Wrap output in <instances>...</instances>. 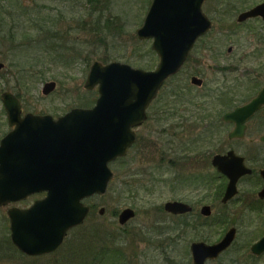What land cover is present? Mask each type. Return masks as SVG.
<instances>
[{
  "label": "rangeland",
  "instance_id": "rangeland-1",
  "mask_svg": "<svg viewBox=\"0 0 264 264\" xmlns=\"http://www.w3.org/2000/svg\"><path fill=\"white\" fill-rule=\"evenodd\" d=\"M152 1L0 0V63L5 64L0 71V141L8 131L1 100L6 91L19 95L26 109L93 108L99 98L98 89L88 91L84 85L94 62L103 65L121 62L135 69L154 70L160 59L152 50L153 40H140L137 36ZM88 3L92 4L90 8ZM241 8L235 0L205 2L203 10L212 21V30L195 44L184 69L165 84L160 105L165 110L178 108L177 118L171 120L173 127L177 126L179 118L187 125L185 135L177 138L176 131L172 139L197 140L199 131L195 130V115L206 111L204 116L219 124V132L214 135L212 144L205 143L200 155L210 157V154L234 150L259 173L264 168V144L259 141L264 135V114L249 123L247 137L242 141L229 142L228 133L233 126L221 120L227 109L244 104L263 86L260 80L264 75V43L260 38L264 36L261 31L245 34L251 22L246 27H232ZM84 23L89 27H84ZM237 30L240 32L236 34ZM73 47L79 50V55L70 49ZM193 76L202 78L205 86L192 85ZM51 81L57 83L56 89L45 96L42 90L45 83ZM215 88L220 92H215ZM174 91L185 96L183 101L172 96ZM185 118L195 122L186 123ZM153 124L147 123L138 131L139 135L147 137ZM157 141L160 149H149L146 159H142L134 147L124 161L111 165L115 177L107 194L86 201V204L96 205L90 218L83 226L71 230L60 249L52 255L28 258L17 251L9 243L8 208H0V264H165L164 249H168V255L178 258V264H192L190 247L193 242L214 244L230 227L238 229L234 245L208 264H264V254L255 257L250 252L251 245L264 236V200L258 198L262 188L258 187V178L244 177L236 198L223 204L222 193L227 182L215 178L216 170L207 164L197 163L199 143H189L188 149L194 146L191 156L182 169H174L175 166L169 164V167L167 163L170 155L177 151L169 148L177 150L180 144L168 148L164 136ZM165 152L167 158L163 159ZM120 164H128V167L122 169ZM192 173L208 176L212 181L202 189L177 179V176H185L187 180ZM131 189L134 190L130 192ZM43 197L38 194L16 206H31ZM174 200L191 204L195 211L180 220L171 217L160 222L156 212L159 214V208ZM255 200H258L256 205ZM204 205L212 207V216L208 219L210 223L218 221V225L202 228V236L196 234L198 230L184 227L185 232L182 226H175L185 219H201L200 209ZM102 208L105 212L100 215ZM126 208H132L136 216L122 225L119 217ZM160 232H165V236L153 239ZM83 238L91 249L85 255L78 245ZM170 239L177 241L176 246L171 245ZM116 246L121 247V254L114 252ZM100 249H108L110 253L104 262L95 254Z\"/></svg>",
  "mask_w": 264,
  "mask_h": 264
},
{
  "label": "water",
  "instance_id": "water-1",
  "mask_svg": "<svg viewBox=\"0 0 264 264\" xmlns=\"http://www.w3.org/2000/svg\"><path fill=\"white\" fill-rule=\"evenodd\" d=\"M206 1L153 0L137 36L153 40L158 66L144 71L121 62H94L84 86L87 90L98 87L99 98L90 110L76 108L58 121L32 114L22 118L19 98L10 91L1 95L14 129L0 142V207L46 193L28 209L13 207L7 212L12 242L25 255L38 257L57 251L67 233L89 215L84 200L107 193L115 176L110 164L126 157L137 138L134 128L145 123L147 109L164 83L181 71L198 39L210 31L212 21L203 10ZM256 16L264 18V4L241 14L239 21ZM4 67L0 63V70ZM192 83L200 86L202 80L194 77ZM55 88V82L47 83L42 93L47 96ZM263 107L264 86L248 103L224 114L222 120L234 125L229 138L244 139L247 123ZM260 141L264 143V135ZM213 165L229 179L222 199L227 204L238 194L239 180L252 170L234 151L215 156ZM261 175L264 178V170ZM259 195L264 198V189ZM165 209L173 214L192 211L179 202L167 203ZM104 212L102 208L99 213ZM202 214L210 216L211 207H203ZM133 217L134 212L126 209L119 221L123 225ZM236 233L231 228L214 244L194 242L192 264L217 260L232 246ZM251 252L264 253V236L252 245Z\"/></svg>",
  "mask_w": 264,
  "mask_h": 264
},
{
  "label": "flooded vegetation",
  "instance_id": "flooded-vegetation-1",
  "mask_svg": "<svg viewBox=\"0 0 264 264\" xmlns=\"http://www.w3.org/2000/svg\"><path fill=\"white\" fill-rule=\"evenodd\" d=\"M208 1V0H207ZM206 1V2H207ZM257 1V0H256ZM256 1H251V0H235V2L236 3H240V5H241V12L238 14V16H237V22L236 23H234L233 24V28H235V27H238V28H242L243 26H245L247 23H250L251 22V26H249L248 27V29H246V31H245V34L246 35H251V34H253V33H258V31H261L262 32V36H264V18L262 17V16H256V17H251V18H248V19H246V20H244V21H239V16L241 15V14H243V13H245V12H247V11H250V10H252V9H254L255 7H257V6H259V5H262V4H264V0H260V1H258V2H256ZM89 2V1H88ZM91 2V1H90ZM205 4V3H204ZM222 4H224V3H222ZM88 5H89V8H90V6L92 5V4H90V3H88ZM230 6H231V4H229ZM232 8H233V10L235 11V10H237L236 9V7H234V6H232ZM238 11H239V8H238ZM254 23H256V24H258L259 26H253L252 24H254ZM83 26L84 27H89L86 23H84L83 24ZM83 26H81V28L80 29H82L83 30ZM1 27H2V23H1V21H0V29H1ZM246 27V26H245ZM212 30V27H211V29H210V31ZM209 31V32H210ZM208 32V33H209ZM238 32H240L239 30H237L236 31V34L238 33ZM207 33V34H208ZM54 34H57V33H54ZM207 34L206 35H204L203 37H205V36H207ZM258 35V34H257ZM261 36V37H262ZM203 37H201V38H199L198 40H200V39H202ZM260 41L261 42H263L264 43V38H260ZM198 42V41H197ZM75 47V46H74ZM70 48V49H72V50H74V51H76L77 52V55H79L80 53H79V50L78 49H76V48ZM232 47V46H231ZM69 49V50H70ZM229 51L231 52L232 51V48H230L229 49ZM188 61V60H187ZM187 61H186V63H187ZM186 63L184 64V66L186 65ZM184 66H183V68L182 69H184ZM181 69V70H182ZM194 77H197V76H193L192 78H191V80H190V82H191V84L192 85H194V86H196V87H199V88H203L204 86H205V84H204V80L202 79V78H199V77H197V78H199V79H201L202 80V85H200V86H197V85H195V84H193L192 83V79L194 78ZM263 77H264V75L263 76H261V80H260V85H262V83H263V86H264V80H263ZM169 80H167L165 83H164V85H163V87H162V89H161V91L163 90V88H164V86H165V84L168 82ZM51 82H55V81H51ZM51 82H47V83H51ZM47 83H45V84H47ZM56 83V82H55ZM45 86V85H44ZM56 86H57V83H56ZM263 86L261 87H259L258 88V90L255 92V95L253 96V97H251V99H253L258 93H259V91L263 88ZM85 88V87H84ZM56 89V88H55ZM98 89V88H97ZM219 88H215L214 90H215V92L216 91H218V92H220V90H218ZM94 90V89H93ZM93 90H88V91H93ZM161 91L159 92V95H158V97L150 104V106H149V108L147 109V120L145 121V123L143 124V125H141V126H139V127H136V128H134V133L136 134V136H137V138H136V141H135V143H134V145L132 146V148H134V147H137V153H139L142 157V159H146L147 157H148V154H147V151H149V149H151V150H154V149H160V143L157 141L158 140V138L159 137H167V144H168V148H169V146H171V145H173V146H176L177 144H180L179 146H183V141L185 140H188V139H179L178 141L177 140H174L175 138L173 137V136H175V133H176V131H177V133H179V136L177 137V138H181L182 137V135L184 134L185 135V132H186V126L187 125H184V121H182L180 118H179V121H178V123H177V126H172L171 125V120L172 119H176L177 118V115H178V113H179V110L178 109H168V110H165L164 109V107H163V105H160V103L161 104H163V99L162 100H160V95L162 94L161 93ZM46 96V95H45ZM172 96H174L175 98H177L178 100H180V99H182V97L184 98L185 96L184 95H182L180 92H177V91H174L173 93H172ZM251 99H249L247 102H245L244 104H242V105H238V106H243V105H245L246 103H248ZM22 103V102H21ZM238 106H236V107H238ZM236 107H233V108H229V109H227L225 112H224V114H226L227 112H230V111H232L234 108H236ZM76 108H81V109H88V110H90V109H92V107H88V108H85V107H75V108H72V109H26V108H23V105H22V108H21V117L22 118H24L25 116H27V115H30V114H32V115H34V116H40V117H45V116H50L51 118H52V120L53 121H58L60 118H63V117H66L67 115H69V114H71L72 113V111L74 110V109H76ZM3 112H4V114H5V116H6V119H5V125H7V127H8V131H7V133L4 135V137L6 136V135H8L9 133H11L12 131H13V129H14V127H12L11 126V124H10V120H9V118H8V116H7V112H6V110H5V108H3ZM261 113H263L264 114V107L260 110V111H258L256 114H255V116L247 123V132H246V136H245V138L247 137V134H248V131H249V123L250 122H252L254 119H256L257 117H259L260 116V114ZM206 114V113H205ZM205 114H203L202 116H204ZM223 114V115H224ZM223 115H222V117H223ZM222 117H221V120H222ZM208 118H209V116H205V117H201V118H199V119H197L196 120V123H197V125H196V123L194 124V126H195V130L196 131H199V135H198V138H196L197 139V141H198V143H199V146H198V151H197V155H196V160H197V163L198 164H201V162H202V164L203 163H205V164H207L209 167H211L213 170H216L215 171V173H216V176L217 177H215V178H217L218 180L220 179H222V182H227V184H226V186H224V192L222 193V195L224 196V194H225V192H226V189H227V187H228V184H229V179L226 177V176H224L223 174H221V173H219V171L217 170V168L216 167H214V165H213V159H214V157L215 156H217V155H222V156H224V155H227L230 151H234V150H229V151H227V152H225V153H223V154H220V153H216V154H210V157H207V156H205V155H203V154H201L200 155V151H202V149L204 148V146H205V143H207L208 141H210V143L212 144V141H213V139H214V135L215 134H217V132H219L218 131V126H219V124L218 123H216V122H214V121H209L208 120ZM263 119H264V115H263V117H262ZM149 122H153L154 124V126H151V128H152V130H150V134L147 136V137H144V136H140L139 135V130L141 129V128H143L144 126H146V124L147 123H149ZM222 122L223 123H225V124H227V125H232L233 126V129H234V125L233 124H231V123H226V122H224L223 120H222ZM187 123V122H186ZM189 123H191V124H193V122L191 121V120H189ZM155 125H157V126H155ZM157 127V128H156ZM233 129L228 133V139H229V142H231V141H242V140H244V139H233V140H231L230 138H229V134L233 131ZM178 135V134H177ZM150 136V137H149ZM172 138H174V139H172ZM261 138V137H260ZM171 140V141H170ZM259 141H260V139H259ZM261 142V141H260ZM190 143H192V139H190ZM166 144V145H167ZM260 144H264V143H260ZM187 147H189V142H188V145H187ZM131 148V149H132ZM167 148V147H166ZM167 148V149H168ZM186 148V147H185ZM130 149V150H131ZM170 149V151H171V149L172 150H174L175 151V148H169ZM155 152H157V151H155ZM235 152V151H234ZM158 153V152H157ZM53 154H54V150H53ZM162 156H163V159H166L167 158V152H165V154H162ZM176 156H179V158H180V163H186L187 162V160H188V158H187V160L186 159H183V158H185V156L184 155H180V153H178V152H174V153H172V155H170V160H168V166H169V164L170 163H173V162H175V163H177V159L178 158H176ZM241 157H243V158H245L244 156H241ZM124 158H126V157H123V158H118L115 162H118V161H120L121 159H124ZM184 160H186V161H184ZM167 161V160H166ZM145 162H143L142 161V164H144ZM245 164H246V166L247 167H249L248 165H247V163H246V159H245ZM185 165V164H184ZM263 167H264V165H262ZM170 167V166H169ZM168 167V168H169ZM184 167V166H183ZM183 167H180L179 169H182ZM168 168H166V170L168 169ZM178 167H174V169H177ZM251 170H252V173L251 174H249V175H245V176H243L240 180H239V182H238V184H237V186H238V194H239V183H240V181L244 178V177H247V176H249V177H251V176H256L257 178H258V187H261L262 186V188H261V190L258 192V198L260 199V200H264V198H261L260 197V192L264 189V178L262 177V175H261V171L262 170H264V168L263 169H261L260 170V172L259 173H257V172H255L254 171V169H252L251 167H249ZM201 177H204V175H202V174H196V173H192L191 174V176L186 180V177L185 176H177V179H180V180H182L181 181V183H190V184H196V185H199L200 187H202V189H203V185L201 186ZM208 176H205V178H207ZM210 178V177H209ZM197 179V180H196ZM200 183V184H199ZM219 187V186H218ZM217 191V190H216ZM220 191H218V193H219ZM237 194V195H238ZM40 195H44L45 196V194H40ZM236 195V196H237ZM34 196H37V195H34ZM223 196H222V199H223ZM31 197H33V196H31ZM30 198V197H29ZM28 198V199H29ZM93 198H97V195H94V196H92V197H90V198H88V199H86L85 200V203H86V201L87 200H89V199H93ZM236 198V197H235ZM235 198H233L232 200H234ZM41 199V198H40ZM231 200V201H232ZM222 201V200H221ZM231 201H229V202H231ZM256 201H258V200H255L254 201V204H255V202ZM170 202H179V203H184V204H187V205H189L191 208H192V211L191 212H189V213H185V214H173V213H171V212H169V211H166V209H165V206H166V204L167 203H170ZM228 202V203H229ZM227 203V204H228ZM17 204V203H16ZM16 204H11V205H9L7 208L8 209H10V208H12V207H15L16 206ZM89 207H90V213H89V216L87 217V219L85 220V222H84V224L87 222V220L90 218V216H91V214L93 213V211H94V209H95V207H96V205L95 204H87ZM256 205V204H255ZM205 206H209V205H204V206H202L201 207V209H200V217H202L203 219H208V218H210L211 216H212V211H213V209H212V207L211 206H209V207H211V215L210 216H205V215H203L202 214V208L203 207H205ZM18 207V206H17ZM28 207H30V206H26V207H24V209L25 208H28ZM21 208V207H20ZM156 208V207H155ZM126 209H131L133 212H134V217L133 218H135V216H136V212L132 209V208H126ZM126 209H124V210H126ZM123 210V211H124ZM157 210V209H156ZM159 214H158V211L156 212V217L157 216H159V219L158 220H160V222H163V221H165V218H168V219H170L171 217H174V218H177L178 220H180V218H182L183 216H185V217H187L188 215H190L191 213H193L194 211H195V208L191 205V204H188V203H186V202H183V201H179V200H174V201H168V202H166L161 208H159ZM122 211V212H123ZM99 212H100V210H99ZM121 212V213H122ZM258 212H259V210H258ZM167 216V217H166ZM8 217V216H7ZM173 218V219H174ZM155 220H156V218H154ZM168 219H166V221L168 220ZM200 219H198V220H195V221H199ZM8 221H9V218H8ZM156 223V222H155ZM155 223H153L152 225H153V227H156V225H155ZM9 224H10V221H9ZM83 224V225H84ZM181 222L179 221L178 222V224L176 225V227H180L181 226ZM82 225V226H83ZM159 225V224H158ZM162 225L163 226H165L166 224H164V223H162ZM231 228H236V227H230L229 229H228V231L231 229ZM10 229V228H9ZM193 229V228H192ZM237 229V228H236ZM73 230V229H72ZM193 230H198L197 231V233L196 234H198V232H202L201 231V228H199V229H193ZM227 231V232H228ZM226 232V233H227ZM225 233V234H226ZM225 234H224V236H225ZM237 234H238V229H237V233H236V238H237ZM223 236V237H224ZM222 237V238H223ZM263 237V236H262ZM261 237V238H262ZM221 238V239H222ZM260 238V239H261ZM220 239V240H221ZM219 240V241H220ZM235 241H236V239H235ZM235 241H234V243H235ZM199 242H201V241H199ZM9 243L14 247V245H13V242H12V239H11V229H10V237H9ZM194 243V242H193ZM192 243V244H193ZM234 243H233V245H234ZM191 244V245H192ZM232 245V246H233ZM249 245H250V243H249ZM253 245V244H252ZM252 245H251V247H252ZM251 247H250V252H251ZM232 248V247H231ZM16 250L17 251H19L17 248H16ZM230 250V249H229ZM166 251V250H165ZM20 252V251H19ZM21 253V252H20ZM56 253V252H55ZM22 254V253H21ZM52 254H54V253H52ZM52 254H48V255H52ZM251 254L253 255V256H255V257H260V256H262L264 253H262L261 255H259V256H257V255H254L252 252H251ZM48 255H45V256H48ZM25 256V255H24ZM252 256V258L253 259H255V257H253ZM44 257V256H43ZM192 257V256H191ZM220 258V257H219ZM218 258V259H219ZM214 261H216V260H214ZM210 262H212V261H210ZM209 263V262H208Z\"/></svg>",
  "mask_w": 264,
  "mask_h": 264
},
{
  "label": "trees",
  "instance_id": "trees-1",
  "mask_svg": "<svg viewBox=\"0 0 264 264\" xmlns=\"http://www.w3.org/2000/svg\"><path fill=\"white\" fill-rule=\"evenodd\" d=\"M40 43V42H39ZM152 53L154 54V52L152 51ZM19 98H20V96L19 95H17ZM184 99V98H183ZM183 99H180V101H183ZM187 103H189V101H186ZM164 107V106H163ZM176 109H178V108H176ZM206 113V111H203V112H201V113H197L195 116H197L196 117V120L197 119H199V118H201V116L203 115V114H205ZM185 116V115H184ZM195 116H191L192 118L193 117H195ZM186 117V116H185ZM203 117H205V116H203ZM193 123L195 122L193 119H190ZM185 121L186 122H189V119H187V118H185ZM188 142L190 143V140H184L183 141V146H178L177 147V150H175V151H177L178 153H180V155H184L185 156V158H183V159H186L187 160V158L188 157H190L191 156V152L193 151V149H194V146H191L189 149H188V147H187V145H188ZM192 143H198V141L197 140H193L192 139ZM186 147V148H185ZM167 149V148H166ZM186 149H188V151L186 150ZM176 158H178L177 159V163H175V162H173V163H170V165H172V166H175V167H178V168H180V167H183L184 166V164L185 163H180V158H179V156H176ZM126 158H124V159H121L120 161H124ZM120 165H123V164H120ZM169 165V166H170ZM123 168L122 169H124L125 167H128V164H126V165H123L122 166ZM201 186L203 185L204 187L206 186V185H209L210 183H211V181H212V179L211 178H209V177H207V178H205V176L204 177H201ZM197 180V179H196ZM199 183V184H200ZM134 189H131V190H129L130 192L131 191H133ZM259 204V203H258ZM183 217H185V216H183ZM200 217V216H199ZM201 219L197 222V221H195V220H183V221H180L182 224H181V228L186 232V229H189V228H193V229H199V228H205L207 225L210 227H212V226H214V225H218V221H216L215 223H210V220L209 219H203L202 217H200ZM178 223H176V225H177ZM175 225V226H176ZM179 227V226H178ZM186 229H185V228ZM162 229H160L159 231H161ZM165 232H160L159 234H157L156 236H155V238H153V239H156V238H160V237H164L165 236ZM198 236H202V232H198V234H197ZM152 239V238H151ZM152 239V240H153ZM208 239V238H207ZM170 241H171V245H173V246H176V244H177V241L175 240V239H170ZM85 242H86V239L85 238H83L82 240L80 239V241H79V243H78V245H81V247H80V250H81V254H84L85 255V253L86 252H89V251H91V249L89 248V246H87V244H85ZM164 243V242H163ZM116 249L117 250H114V252L115 253H118V254H121V252H122V249H121V247H117L116 246ZM166 250V251H165ZM163 253H165L164 255V261H165V264H178V262L176 261L178 258L176 257V256H172V255H168L167 253H168V249H164L163 251H162ZM97 256H101V257H99V261L100 262H104V259H105V256H107V255H109L110 253H109V250L107 249V250H105V249H100L97 253H95Z\"/></svg>",
  "mask_w": 264,
  "mask_h": 264
}]
</instances>
